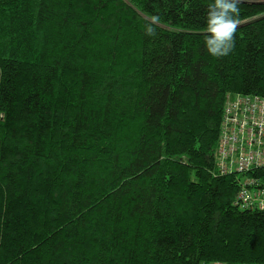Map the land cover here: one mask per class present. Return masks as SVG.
<instances>
[{"label": "trees", "instance_id": "16d2710c", "mask_svg": "<svg viewBox=\"0 0 264 264\" xmlns=\"http://www.w3.org/2000/svg\"><path fill=\"white\" fill-rule=\"evenodd\" d=\"M209 2L0 0V264H264V164L218 154L264 109V0L223 57Z\"/></svg>", "mask_w": 264, "mask_h": 264}, {"label": "built area", "instance_id": "2783aa9c", "mask_svg": "<svg viewBox=\"0 0 264 264\" xmlns=\"http://www.w3.org/2000/svg\"><path fill=\"white\" fill-rule=\"evenodd\" d=\"M255 117L235 110H232V117L227 116L230 129L222 134L218 154L226 159L229 169L240 172L250 166L264 164V110ZM261 206H264V201Z\"/></svg>", "mask_w": 264, "mask_h": 264}, {"label": "clouds", "instance_id": "9594fccd", "mask_svg": "<svg viewBox=\"0 0 264 264\" xmlns=\"http://www.w3.org/2000/svg\"><path fill=\"white\" fill-rule=\"evenodd\" d=\"M241 0H210L204 13L205 32L203 46L213 57L228 56L235 47V34L239 26ZM153 16L144 26L148 36L155 34Z\"/></svg>", "mask_w": 264, "mask_h": 264}, {"label": "bare ground", "instance_id": "6f19581e", "mask_svg": "<svg viewBox=\"0 0 264 264\" xmlns=\"http://www.w3.org/2000/svg\"><path fill=\"white\" fill-rule=\"evenodd\" d=\"M250 202V201H249ZM260 207H264V206H260Z\"/></svg>", "mask_w": 264, "mask_h": 264}]
</instances>
